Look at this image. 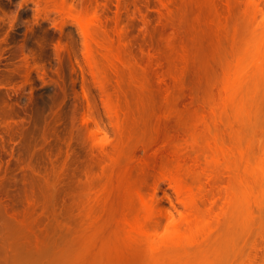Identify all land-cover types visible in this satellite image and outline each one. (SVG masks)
I'll return each instance as SVG.
<instances>
[{
    "label": "rangeland",
    "instance_id": "374dc122",
    "mask_svg": "<svg viewBox=\"0 0 264 264\" xmlns=\"http://www.w3.org/2000/svg\"><path fill=\"white\" fill-rule=\"evenodd\" d=\"M60 1L0 0V264H146L133 243L121 242L127 238L122 236L126 217L136 214L135 185L146 193L160 182L158 198L170 206L165 193L173 202L176 197L169 181L160 179L162 167L174 171L182 160L186 169L193 167L184 172V166V175L191 172L206 192L214 185L220 195L224 185H240L236 173L242 174L244 164L264 166L258 159L264 154V82L252 87L261 112L245 119L229 112L225 126L214 124L212 113L224 78L261 16L252 19L244 0H164L168 9L161 8V0H75L76 8L99 11L112 31L121 14L125 42L115 40V47L132 67L118 74L101 61L100 87L86 66L76 13H63ZM83 89L104 127L98 136L86 128ZM106 97L117 107L121 131L106 111ZM193 133L221 134L234 146L225 145L236 151L231 156L227 151L231 169L218 164L212 169L218 172L216 183L202 175L204 156L189 147ZM115 141L121 148L114 150ZM238 145L247 151V161L237 159ZM180 148L182 155L176 152ZM250 179L252 214L240 206L244 212L230 213L237 225L231 217L226 221L229 213L221 224L214 216L210 220L216 231L202 257L210 264H251L254 254L257 264L263 258L264 180ZM210 248L216 249L213 254Z\"/></svg>",
    "mask_w": 264,
    "mask_h": 264
},
{
    "label": "bare ground",
    "instance_id": "6f19581e",
    "mask_svg": "<svg viewBox=\"0 0 264 264\" xmlns=\"http://www.w3.org/2000/svg\"><path fill=\"white\" fill-rule=\"evenodd\" d=\"M263 1L264 0H244L246 7L249 10L248 12H250L251 16L253 17L252 19H258L257 16L259 15V17L261 16V20L258 23L257 29L252 31L251 35L249 36V39L246 43L247 47L245 46V48H243L237 54L234 66L230 69V71L227 73V76L224 78L222 82V86L219 90L220 101H219V104H217V107L214 106V109L218 108V110H214L212 108V113L214 114L213 120L216 119L213 122L214 124H216L219 121L220 125L223 124V126H225L227 123L226 120L228 121V119L226 118L229 115V112H230V115L231 113L232 114L234 113V115H236L239 118H241L242 116H238V115H244V119H245V117H248L250 114L261 112L262 110V107L257 103V94L252 90V87H257L258 85L264 82V6H262ZM161 2H162L161 8L168 9L169 7L168 4L164 0H161ZM60 3L61 5L59 6V9L61 8L60 10H62L63 13L70 12L72 14L73 12L72 15L76 13L75 19L78 22L79 31L82 36L83 55H84L85 61L87 62L86 66L89 68V69L87 68L88 70H90L89 72L96 78L95 80H97L98 83L100 82L99 86L100 85L103 86L102 82H104V79L101 81H99L98 79H100L101 77H104V74L100 78H99V75L101 74L102 69H103L102 71H104L105 67L107 70L110 69V71L116 72L118 74H119V70L120 69L122 70L123 67L124 69L125 68L126 69L129 68V70L131 69L132 67L131 64L129 63L128 65L127 60L123 57L122 50H120L119 49L120 47L117 46L119 43L121 44V42L122 43L125 42L124 32H123L124 30L121 24L120 12L117 13V16L115 19V27H113L114 30L112 31L111 28L108 27V24H105L104 21H102L99 11L97 10L90 11L89 9L76 8L78 4L76 6L75 0H61ZM77 9H81V10H77ZM111 32H114L115 34ZM114 35L116 36V38L113 37ZM115 40L117 41L116 43H118L116 47H115V42H114ZM74 56L75 55H73V57ZM101 61H104V62H101ZM75 62L78 63L77 60H75ZM100 62L102 64L101 66H103L104 64L103 66L104 68L100 66ZM77 66L80 69H83L84 71V68H82L81 65L76 64V67ZM81 71L82 70H80V72ZM103 88H101L102 91H103ZM104 91L106 90L104 89ZM83 95H84L83 97L87 101V106H88L87 110L83 113L84 121L86 123V128L89 129V132L93 133L92 134L93 137L95 135L98 136L100 133L103 134L104 127H103L101 119L98 116L97 106L95 105L93 101H90L91 98L88 97L89 93L84 89H83ZM110 98L109 97L105 98L106 111L108 115L111 117L113 123L117 126V129L121 131L123 126H121L122 123L118 121L119 116L117 117V115L119 114L117 110H115L117 107L115 109L113 108L114 106L111 105L112 102L110 101L111 100ZM91 102L94 103V105ZM245 115H248V116H245ZM115 117L117 118L114 119ZM213 123L212 125H214ZM217 124L219 125V123ZM206 125L208 126L206 127ZM212 125L211 124L209 125L208 123H206L204 126V128L205 127L207 128L208 134H212L211 132H213ZM226 127H228V125ZM223 133L224 131L222 132V135L225 136ZM195 135L196 134H194V136ZM198 135L200 136L199 137L195 136V137H198L201 143L198 142L197 140L198 138L195 139L194 136H192L191 138V136L189 135L191 139H193L194 137L193 142H191V139H190L189 147H191L190 149H193L197 154L201 153L204 156V160H201L199 158L201 161L203 162L205 161L204 168L201 167V169H205L206 173L202 170L205 173L202 175L206 176L207 174V180L209 179L208 181H214L212 180L215 177L213 174H217L218 172H215L213 170L215 172L213 173L212 169L217 170V167H218L217 164L219 165V167L223 166L224 167L223 169L225 170H227L226 168L231 169V166H228L229 165L228 162L230 160L233 161V159H231V157H228L229 154L227 153L228 151L227 147L233 149L234 146L231 145L232 142L229 144L231 145V147L228 146V143L226 145L225 144L226 139L221 134H219L218 136L214 135L213 137H210V136L208 137V135H203V134H198ZM205 136L208 138V139L206 138L207 140L203 139ZM96 140H98V138ZM186 141L188 142V143L186 142V144H189V139ZM235 142L233 141L234 144ZM120 144L121 142L119 143V141L118 143L116 141L115 143L112 142V145H113L112 147L115 150L120 147ZM237 144L239 143L237 142ZM181 148L182 150L184 149V147H181ZM181 148L178 149L179 151L177 150L176 152H180L181 154ZM239 148L240 146L236 149L238 150L237 153L239 154L237 159H239L240 161L242 160L247 161L246 157L245 158L243 157V156H246V154H248L247 151L245 149L242 150L241 148L240 149ZM99 149L102 150L103 152H109V149L104 145H100ZM234 150L231 152L236 153V151ZM244 150L246 151L245 155H244ZM184 152L186 154V150ZM228 152L230 153V156H231L230 150ZM187 154L189 155V153ZM193 156L195 157V160L198 159V158L196 159V157L198 156L194 154ZM203 156L201 157L203 158ZM247 157H250V156H247ZM262 157L264 158L263 153L261 155V159L258 158L261 163H263L264 161ZM174 159L176 160V162L180 161V160H177V158H174ZM174 159H173V162H174ZM249 159L248 161H250ZM223 160L224 162H222ZM181 161L177 165V167H175L174 171L172 170L170 171V170H167V168L162 167L159 172L160 179L168 180L171 188L173 189L175 193L176 202H173L170 196L165 193V196L168 198L170 206H166L158 198V190L160 187V182L158 181L155 182L153 184L152 190L146 193L143 191V189L140 188V186L135 185L133 187L134 188L133 193L135 194L134 197L139 200V201L135 200L137 201L136 203L138 204L137 205L138 211H136L137 210L136 209L134 210V214L136 212L134 216L132 215V216L126 217L125 222L123 224L125 225V227H123L124 231L122 233L123 234L122 236L124 238V234H125V236L129 239L124 238V241L121 240V242H122V246H125L127 243L130 244V246L134 244L135 247L138 248V249L136 248V251L137 250L139 252L142 251V253L140 252V254L142 255L144 254L143 256H145L146 264H167V262L169 261L170 262L174 261L172 262V264H192V261H193V264H195L194 263L195 260L196 261L200 259L203 260L202 257L207 255L206 253L207 249L205 246L209 248L208 243L211 240V236L213 235L214 231H216V227H215L216 225L214 226L213 224H211L213 222V221H210L211 218L213 216L216 217L217 220L219 221V224H221V221L223 220L222 219L223 216L229 213L228 219L226 221L228 222L231 217L230 223L232 222V224H235L233 223L232 219L235 221L238 220L236 218H233V217H236L235 215L238 212H242L243 210L245 211L246 209H248L249 211H251L250 214H252L253 212L251 210V206H252L251 203L253 202L252 195H253V192L255 193V191H253V189H250V187H247V186H249L252 183L251 181L252 179H253V182H255L257 179H260V178H263L264 180V166L263 165L259 164L258 166V162H257V166L254 165V168L256 167L257 169L261 170V171L257 170L259 174L261 173V176H260L257 173L256 168L255 169H252L253 167L251 168L253 164L252 165L244 164V169H243L242 174L236 173V175L239 177L238 182L241 185V182H244L246 179L251 178L250 179L251 183H249L248 180H246L245 182L247 183H243L242 185L243 187L241 189H240L241 187L240 185H238V187L240 186L239 189H236L238 188L236 187L238 183L234 185L236 188L233 187V185H230V186L228 185L229 187L227 185H224L225 187L223 186V189L225 191H223L219 195L215 192L214 185H213L214 183L210 184V186L213 185V189L206 192V188L208 187L206 185H203L202 183L196 182L197 179L196 180L192 179L193 177L190 174L191 172L189 173L186 172L189 175V176L187 175L189 178L192 177L190 180L189 179L186 180L187 176L184 175L183 168L187 163L181 162ZM251 161H254V160H251ZM198 163L200 165V162ZM198 163L196 164L198 165ZM254 163H256V161ZM182 164H185V165L182 166ZM211 165H214V166H211ZM248 165H251L250 166L251 169L250 168L247 169L246 166ZM190 168L189 169L187 168V169L190 170ZM185 169H186V166L184 168V172H185ZM194 170L195 169H192V174L194 173ZM232 172L234 174L236 171L234 170ZM259 176L260 178H258ZM194 177L196 178V176ZM191 180L193 182H190ZM258 181H256L255 183L257 184ZM245 185H246V188H245ZM242 196L244 200L240 198ZM246 196H249V198H246ZM251 198L252 200H250ZM248 199L250 200V202L251 201L252 202L250 203ZM220 202H221V206H220ZM222 203L224 205H222ZM246 203L249 204V205L247 204V206H250V208L246 207ZM217 206H220L218 207L219 211H217L218 210ZM240 206L242 207L244 206L243 207L244 209L240 210L242 208V207L240 208ZM227 207H229L228 210L230 209L232 210H230L229 212L226 209ZM248 210H247V213H248ZM233 211L236 214L233 213L234 215L231 216L230 213H232ZM247 213L245 212V214L243 215L248 216ZM225 217H224L223 223L225 222ZM230 223H226V224L230 225ZM235 225L234 227H232V229L233 228L236 229V227H238ZM238 225L240 226V223ZM215 236H216V233H215ZM123 238L121 237V239ZM213 239H214V236H213ZM221 239L222 241H220V243L223 242V238ZM126 240L128 241L131 240V241L129 243L128 241L125 242ZM216 241H219V240H216ZM131 243L133 244L131 245ZM220 243H218V246H217L219 247L218 250L220 249V246H221ZM214 246L212 248H215ZM253 247L255 248V250L258 248L256 246H253ZM123 248L121 247V249ZM133 248H130V249L135 250V248L134 249ZM212 248L210 249L214 250ZM215 250L213 252L211 251L212 254L215 252ZM129 251L130 250H128V252ZM256 258H257V254H254L252 257L249 258V261L251 262V264H255L254 261L256 260ZM204 260H203L204 264L209 263L207 259L205 261ZM206 261L208 263H206ZM239 262L238 264H243L244 261L242 262V260H240ZM245 263L246 262H244V264ZM257 264H264V255H263L262 260L259 261Z\"/></svg>",
    "mask_w": 264,
    "mask_h": 264
}]
</instances>
